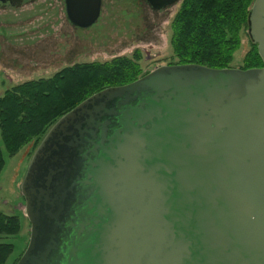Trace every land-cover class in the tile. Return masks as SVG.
I'll return each instance as SVG.
<instances>
[{
    "label": "water",
    "instance_id": "95a60500",
    "mask_svg": "<svg viewBox=\"0 0 264 264\" xmlns=\"http://www.w3.org/2000/svg\"><path fill=\"white\" fill-rule=\"evenodd\" d=\"M102 2L65 0L69 21L92 27ZM249 22L264 63V0ZM21 193L17 264H264V67L167 65L94 94L49 129Z\"/></svg>",
    "mask_w": 264,
    "mask_h": 264
},
{
    "label": "rangeland",
    "instance_id": "374dc122",
    "mask_svg": "<svg viewBox=\"0 0 264 264\" xmlns=\"http://www.w3.org/2000/svg\"><path fill=\"white\" fill-rule=\"evenodd\" d=\"M182 2L158 11L146 0H103L99 20L86 29L69 21L65 0L0 4V96L15 85L49 77L68 66L106 62L136 51L143 55L145 74L175 63L171 26ZM250 39L244 36L241 49L235 53L234 68L241 69L251 50ZM34 152L30 144L10 156L3 146L0 212L21 220L19 234L2 241L14 245L6 264H17L30 242L31 226L21 184Z\"/></svg>",
    "mask_w": 264,
    "mask_h": 264
},
{
    "label": "trees",
    "instance_id": "16d2710c",
    "mask_svg": "<svg viewBox=\"0 0 264 264\" xmlns=\"http://www.w3.org/2000/svg\"><path fill=\"white\" fill-rule=\"evenodd\" d=\"M255 0H183L172 22L171 46L176 62L213 69L234 68L235 53L243 38H250V13ZM251 40V39H250ZM143 55L120 56L106 62L68 66L49 77L15 85L0 96V175L5 167L3 146L10 156L34 145L66 113L94 94L130 84L146 75ZM264 67L258 47L251 50L241 69ZM21 230L18 216L0 212V264H6L14 245L3 243Z\"/></svg>",
    "mask_w": 264,
    "mask_h": 264
},
{
    "label": "flooded vegetation",
    "instance_id": "af4514ba",
    "mask_svg": "<svg viewBox=\"0 0 264 264\" xmlns=\"http://www.w3.org/2000/svg\"><path fill=\"white\" fill-rule=\"evenodd\" d=\"M15 0H0V4H8L10 2H14Z\"/></svg>",
    "mask_w": 264,
    "mask_h": 264
}]
</instances>
